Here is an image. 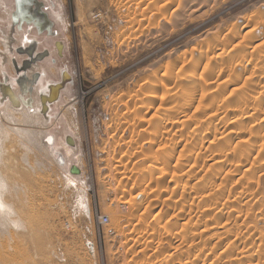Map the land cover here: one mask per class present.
Instances as JSON below:
<instances>
[{
    "label": "rangeland",
    "instance_id": "1",
    "mask_svg": "<svg viewBox=\"0 0 264 264\" xmlns=\"http://www.w3.org/2000/svg\"><path fill=\"white\" fill-rule=\"evenodd\" d=\"M23 7L32 21L7 59L21 66L20 47L34 46L40 84L66 81L46 123L14 125L35 143L3 138L15 222L0 239L16 262L264 264V0ZM12 9L0 0L2 14ZM0 70L1 81L18 76L13 63ZM46 135L53 144L38 143Z\"/></svg>",
    "mask_w": 264,
    "mask_h": 264
},
{
    "label": "bare ground",
    "instance_id": "2",
    "mask_svg": "<svg viewBox=\"0 0 264 264\" xmlns=\"http://www.w3.org/2000/svg\"><path fill=\"white\" fill-rule=\"evenodd\" d=\"M26 1V0H25ZM24 1V2H25ZM24 15V14H23ZM10 18V17H9ZM8 20V19H6ZM22 21V19H21ZM46 22L48 23L47 19H46ZM8 28V27H7ZM14 29V28H13ZM11 33V31L9 32ZM2 36V35H0ZM3 36L7 39H10L11 40V34H8L7 32L3 33ZM3 41V39L1 40V42L3 43V46L6 47L8 45L7 42L9 41ZM10 43V42H9ZM11 44V43H10ZM56 49L59 53V57H62V45L60 43H56ZM3 47V48H4ZM10 48V47H9ZM33 51V52H32ZM21 52H26V54L28 55L29 54V59L25 60L24 63H23V66L21 67L20 65H18L17 63H14L13 62V69L15 72H18L15 74V76L18 74V76L15 77V79L13 81H9L5 76H3L2 78V81L0 79V121L1 120H4L5 122L8 123V126H6V128H3L2 127V122L0 124V228H4V226L6 225H10V223H13L15 222L14 220H12L10 217L11 215H14V211L12 210V206L10 205L11 203H8L7 201V194H6V190H7V185L8 183L6 184V177H5V174L6 172H4V169L6 166L8 165H5V162H7L8 164H11V162L13 160H11V162L9 163L8 161L10 159H13V158H10V155H5L4 152H3V149L2 147L4 146L3 145V141H6L4 140L3 138L5 137H8L9 138V133L11 134H14V135H18L17 133V130L14 128V125L16 124V122L20 121L22 123L24 122H32L33 120L35 119H40L41 123L43 121V123H46L48 120H49V117H48V114L50 113L51 111V107H53L55 104H53V106H49V102L47 101L49 99V95L50 93H53L54 92V89L52 87H54L55 85L59 84L61 82H56V83H48L46 84L45 86L41 85L40 84V81L42 78H40L39 74H37V72H35L38 68V65L37 64H34L36 61L42 59V56L41 54L39 55V59H35L34 57V48L32 50L30 49H25V50H22ZM46 54V53H45ZM6 48H4L3 50L0 49V67L2 68L3 65L5 63H9L12 64V62L10 61V59L6 57ZM41 57V58H40ZM23 62V61H22ZM22 62H20V64H22ZM34 64V65H32ZM36 68V69H35ZM29 69V71H28ZM1 71L0 70V75H1ZM64 74V73H63ZM14 76V75H13ZM1 77V76H0ZM62 79L64 80L65 78L62 77ZM202 79V78H201ZM204 80V79H203ZM9 81V82H8ZM66 81V79H65ZM202 81V80H201ZM205 81V80H204ZM11 82V83H10ZM39 82V83H38ZM207 82V81H205ZM193 83V82H192ZM40 84V85H39ZM209 84V82H208ZM39 85V86H38ZM37 86V87H36ZM208 86V85H207ZM50 87L52 88L50 90ZM204 87H206V83H200L198 86H197V89H203ZM208 88V87H207ZM188 89V88H187ZM196 89V90H197ZM218 89V87L216 88V90ZM185 90V91H184ZM194 92V89H183L182 91H184L186 94H188L189 92L191 91ZM198 91V90H197ZM205 91V90H204ZM219 91V90H218ZM218 91H215L218 92ZM192 92V93H193ZM201 92V91H200ZM203 92V91H202ZM201 92V93H202ZM211 92V91H210ZM190 93V94H192ZM196 93V92H195ZM205 95L207 94L206 92H204ZM202 93V94H204ZM213 93V92H212ZM211 93V94H212ZM61 94V93H60ZM185 95V94H184ZM215 95V94H214ZM188 96V95H186ZM203 96V95H202ZM41 97L43 98H46V108H50L49 112L46 113V115L42 112V109L41 107L42 106V102H41ZM185 97V96H184ZM201 97V96H200ZM206 97V96H205ZM203 97V98H205ZM188 98V97H186ZM194 98V97H192ZM202 98V97H201ZM60 99V98H59ZM191 99V98H190ZM199 99V98H198ZM215 99V98H214ZM222 99V98H221ZM225 99V98H224ZM181 101V99H178ZM185 100V99H184ZM182 100V102L184 101ZM189 100V99H188ZM193 100V99H192ZM217 100V99H215ZM215 100H212V101H215ZM187 101V99H186ZM211 102V100L209 101ZM181 103V102H180ZM190 103V102H189ZM226 103V102H225ZM213 104V103H212ZM244 104V103H243ZM210 105V104H209ZM208 105V106H209ZM225 105V104H224ZM229 105V103H228ZM211 106V105H210ZM212 107V106H211ZM224 107V106H223ZM226 107L227 104H226ZM232 107V106H231ZM224 109V108H223ZM221 111V110H220ZM219 112V111H217ZM225 112V111H224ZM223 112V114H224ZM217 115V114H216ZM222 115V114H221ZM226 115V114H225ZM240 115V114H239ZM45 116V117H44ZM237 117V116H236ZM42 123V124H43ZM174 123V122H173ZM172 123V124H173ZM6 124V123H5ZM181 124V123H180ZM7 125V124H6ZM24 125V124H23ZM175 125V124H174ZM180 126V125H179ZM184 126V125H182ZM175 127V126H174ZM19 131H21L22 135H24L23 137H28L27 139V142L30 143V142H33L35 143L34 141V138L32 137H29V131L25 128H22L20 129ZM8 135V136H7ZM31 135V134H30ZM19 136V135H18ZM5 137V138H6ZM19 137H22V136H19ZM22 137V139H24ZM12 139H14L12 137ZM24 141V140H23ZM8 142V141H7ZM26 142V143H27ZM72 142V141H71ZM38 143H43L44 145L48 146V145H51L53 144V139L51 137H46L45 138H41V140H39ZM9 145V144H8ZM69 145V144H68ZM72 145V144H71ZM7 145H5L4 147L6 148ZM3 147V148H4ZM10 147V146H8ZM5 148H4V151H5ZM11 149V148H10ZM9 149V150H10ZM13 151V149H11ZM10 150V151H11ZM7 151V150H6ZM5 151V152H6ZM10 151H8L9 153L7 154H11ZM11 151V152H12ZM7 156V157H5ZM12 156V155H11ZM60 158V156H58ZM8 160V161H7ZM234 160V159H233ZM215 162V161H214ZM60 163L61 160H60ZM217 163H221V162H216ZM232 163V162H231ZM235 164H237L236 161H234ZM13 164V163H12ZM215 164V165H216ZM234 165V164H232ZM14 166V165H12ZM234 166H238V165H234ZM11 168V166H9ZM7 167V168H9ZM74 167V169H72ZM237 169V168H236ZM235 169V170H236ZM7 170V169H5ZM10 170H13L12 168ZM9 170V171H10ZM8 171V170H7ZM11 172V171H10ZM8 172V174L10 173ZM70 172L72 175H75L73 173H76V172H79V170L75 167V166H72L71 169H70ZM73 172V173H72ZM13 173V172H11ZM63 176H64V179L70 183V185H77V181L73 178H71V176L67 175V173L65 171H63ZM11 175V174H9ZM8 175V176H9ZM78 175V174H76ZM9 177H13L12 176H9ZM8 177V178H9ZM9 181L12 182V180L8 179ZM13 183V182H12ZM209 184V183H208ZM206 189L208 186H204ZM204 189V188H203ZM11 191L9 190L8 193H10ZM13 193V192H12ZM9 197L11 194H8ZM207 197V196H206ZM12 198V195L11 197ZM9 200V199H8ZM78 203L83 207L84 206V203L81 201V197H80V200L78 201ZM106 218V217H100L99 218V223L101 224V222H104L103 219ZM107 219V218H106ZM107 222V221H106ZM204 229L206 230V228L204 227ZM193 238V237H192ZM4 239V238H3ZM2 239H0V264H18L14 258V256H11L7 251L10 247H12L11 245L13 244L12 242L8 243L6 241H1ZM6 240V239H5ZM12 243V244H11ZM18 248V247H16ZM13 249V248H12ZM19 250V249H18ZM10 251V250H9ZM13 253V252H11Z\"/></svg>",
    "mask_w": 264,
    "mask_h": 264
},
{
    "label": "crops",
    "instance_id": "3",
    "mask_svg": "<svg viewBox=\"0 0 264 264\" xmlns=\"http://www.w3.org/2000/svg\"><path fill=\"white\" fill-rule=\"evenodd\" d=\"M25 1V0H24ZM15 2H16V0H14V6H15V10H11L10 12H6L5 11V13H3L2 14V12L0 11V27L1 26H3L2 28V30L4 31V32H8L9 30L11 31V33H12V37H11V40L10 39H7V38H5L4 36H3V32H0V35H2V36H0V48L1 47H4L3 46V43L1 42V40L3 39V41H6V39H7V41H8V44H6V45H8V47L10 46V45H12V43H14L15 41H14V34H16V33H20V32H17V31H20L21 30V23H23V22H25L26 21V23L27 24H29L30 23V21H32V15H28L27 16V14L29 13V11L27 12V14H26V11H27V8H24L23 7V9H24V11H21V15H18L17 13H16V4H15ZM28 7H29V5H28ZM24 14V15H23ZM27 16V17H26ZM10 17V18H9ZM16 17H18V18H16ZM6 19H8V20H6ZM21 19H22V21H21ZM46 17L45 16H43V22H46ZM16 21V22H15ZM18 22V23H17ZM42 22V20L41 21H38L37 22V27H38V30L40 31V29H41V27H42V29H43V27H44V23ZM15 25H18V26H20L19 28H18V26H17V28L15 27ZM4 27H8L7 29L6 28H4ZM11 28V29H10ZM14 28V29H13ZM17 30V31H16ZM16 32V33H15ZM26 41V40H25ZM11 44H10V43ZM23 47V46H22ZM22 47H20V51H22V50H25V49H27V47H25V49H23ZM29 48L28 49H30L31 50V48L32 47H34V46H31V45H29L28 46ZM4 48H6V47H4ZM3 48V49H4ZM9 53H10V51H9ZM21 53H24V52H21ZM6 54H8V50L6 51ZM34 55L36 56V53H34ZM6 57H8V55H6ZM24 61V60H23ZM12 63H13V61H11Z\"/></svg>",
    "mask_w": 264,
    "mask_h": 264
},
{
    "label": "water",
    "instance_id": "4",
    "mask_svg": "<svg viewBox=\"0 0 264 264\" xmlns=\"http://www.w3.org/2000/svg\"><path fill=\"white\" fill-rule=\"evenodd\" d=\"M34 2V0H26L24 2V0H16L15 4H16V13L18 15H21V11H24L23 9V5L24 4H27V5H30ZM16 22V21H15ZM20 26H18L19 28ZM57 45V44H56ZM21 53V51H19ZM29 55V54H28ZM47 55V54H46ZM64 74H66V72H64ZM69 75H68V79H69ZM64 83H65V79L63 80L62 77H61V82L57 85H55L54 87H52L54 89V92L53 93H50L49 95V99L47 100L50 104L48 107L50 106H53V104H56L58 101H59V98H60V93L64 90ZM50 87V90L52 89ZM46 98H43L41 97V102H42V106L41 109H42V112L46 115L47 112H49L50 108H46L44 106H46ZM45 117V116H44ZM74 169V167L72 168ZM73 173V172H72ZM73 174H78V172L76 173H73Z\"/></svg>",
    "mask_w": 264,
    "mask_h": 264
},
{
    "label": "flooded vegetation",
    "instance_id": "5",
    "mask_svg": "<svg viewBox=\"0 0 264 264\" xmlns=\"http://www.w3.org/2000/svg\"><path fill=\"white\" fill-rule=\"evenodd\" d=\"M49 27H50L49 22H48V23L46 22V29H49ZM31 50H32V48H31ZM46 54H47V53H46ZM34 56H35V55H34ZM41 56H42V58H43V57H44V54H42ZM40 58H41V57H40ZM35 59H39V55H37V56L35 57ZM38 61H39V60H38ZM23 63H24V61H23L22 64H21L22 66H23ZM22 66H21V67H22ZM64 76H65V75L62 73V74H61V77H64Z\"/></svg>",
    "mask_w": 264,
    "mask_h": 264
},
{
    "label": "built area",
    "instance_id": "6",
    "mask_svg": "<svg viewBox=\"0 0 264 264\" xmlns=\"http://www.w3.org/2000/svg\"><path fill=\"white\" fill-rule=\"evenodd\" d=\"M103 221H104V222H106V221H107V219H106V218H104V219H103Z\"/></svg>",
    "mask_w": 264,
    "mask_h": 264
}]
</instances>
